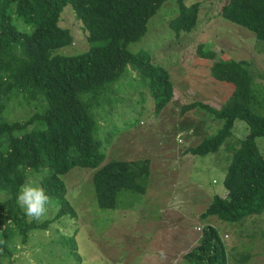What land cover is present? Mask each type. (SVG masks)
Wrapping results in <instances>:
<instances>
[{"label":"trees","instance_id":"1","mask_svg":"<svg viewBox=\"0 0 264 264\" xmlns=\"http://www.w3.org/2000/svg\"><path fill=\"white\" fill-rule=\"evenodd\" d=\"M163 1L0 0L1 258L12 256L16 239L22 245L28 244L36 238L33 234L76 215L61 178L74 167L94 169L91 178L101 208H115L120 190L146 191L150 160L104 162L102 140L91 110L93 104L100 105L97 102L101 97L110 99L104 93L125 73L127 65L142 77L154 98L156 112L173 98L174 88L167 69L153 63L147 50L133 53L127 49L128 43L144 35L147 21ZM175 2L177 15L169 21V27L176 34L189 32L197 23L200 2L190 5L184 0ZM67 4L81 21L89 43L86 51L75 55L53 52L73 42L70 29L59 25ZM220 13L264 41V0H228ZM21 22L26 23V28H19ZM197 51L201 57H214L213 49L199 46ZM210 73L215 79L232 84L226 101L218 108H207L200 101L183 104L181 108L186 111L200 105L222 120V125L216 134L187 147L186 152H215L232 134L236 119L246 123L248 133L239 140V146L228 145L232 157L222 182L226 195H214L200 213L201 217L215 215L237 222L264 211V157L255 140L264 136L263 100L259 98L261 91L254 88L246 60H213ZM84 92L88 94L86 100L81 98ZM33 100L36 110L27 118H13L7 111L11 102ZM106 115L102 112V116ZM30 173L38 175L39 185L55 205L53 216L42 222L29 220L16 199ZM68 251L77 253L74 244ZM249 256V251H242L233 257V263L246 264ZM182 257L180 264L228 263L226 247L211 224L203 227L202 238Z\"/></svg>","mask_w":264,"mask_h":264},{"label":"rangeland","instance_id":"2","mask_svg":"<svg viewBox=\"0 0 264 264\" xmlns=\"http://www.w3.org/2000/svg\"><path fill=\"white\" fill-rule=\"evenodd\" d=\"M227 1L184 0L186 5L200 2L198 19L189 32L176 34L169 27V21L177 15L176 2L164 0L147 21L144 35L128 43V50H147L153 63L169 73L174 95L159 112L153 108L155 101L148 87L131 65L104 93L110 99L101 97L97 102L100 105L93 104L92 110L90 105L102 140L104 162L150 160L146 191L120 190L115 208H101L91 178L94 169L74 167L61 178L76 215L33 234L36 238L28 244L16 239L12 256L0 257V264H180L182 255L199 242L208 224L221 236L227 264H234L233 257L242 251L250 254L246 264H264V211L237 222L215 215L200 216L214 195H226L222 182L232 157L231 147H238L239 140L247 135L246 123L236 119L232 134L215 152H186L187 147L216 134L222 120L200 105L186 111H182V105L200 101L207 108H218L233 88L212 77L213 60H246L264 106V41L221 16V7ZM70 6H64L59 25L70 29L73 42L55 49V53L75 55L89 47L87 32ZM25 24L21 22L19 28H26ZM199 46L213 49L214 57H201ZM87 96V92L81 93L83 100ZM34 106V100L11 102L7 111L13 118L22 119L36 110ZM102 112L107 115L102 116ZM255 140L264 157V136ZM26 183L39 184L38 175L30 173ZM54 213L55 208L48 216ZM72 244L77 253L68 251Z\"/></svg>","mask_w":264,"mask_h":264},{"label":"clouds","instance_id":"3","mask_svg":"<svg viewBox=\"0 0 264 264\" xmlns=\"http://www.w3.org/2000/svg\"><path fill=\"white\" fill-rule=\"evenodd\" d=\"M16 199L25 216L37 222L46 219L50 210L55 207L52 198L39 184H23L18 190Z\"/></svg>","mask_w":264,"mask_h":264}]
</instances>
